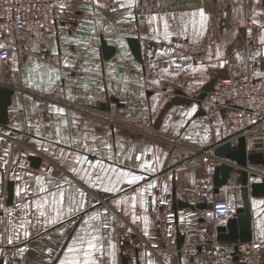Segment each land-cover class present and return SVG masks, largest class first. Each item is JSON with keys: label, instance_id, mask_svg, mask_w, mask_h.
Returning <instances> with one entry per match:
<instances>
[{"label": "crops", "instance_id": "obj_1", "mask_svg": "<svg viewBox=\"0 0 264 264\" xmlns=\"http://www.w3.org/2000/svg\"><path fill=\"white\" fill-rule=\"evenodd\" d=\"M63 8L56 33L19 27L5 39L0 87L12 94L0 123V195L10 182L12 203L0 214V264L83 259L68 249H87L93 237L94 264H194L213 228L207 209L175 203L226 198L234 211L239 176L213 192L222 161L212 147L243 135L247 151L264 153V115L240 134L214 100L221 77L238 72L237 58H225L245 41L258 47L264 75V0H64ZM101 39L114 47L109 59ZM210 80L214 91L201 98ZM249 202L264 264V196Z\"/></svg>", "mask_w": 264, "mask_h": 264}, {"label": "built area", "instance_id": "obj_2", "mask_svg": "<svg viewBox=\"0 0 264 264\" xmlns=\"http://www.w3.org/2000/svg\"><path fill=\"white\" fill-rule=\"evenodd\" d=\"M64 0H0V60L10 57L5 45L7 36L19 28L26 29L28 35L40 37L56 33L64 14ZM117 8L116 4L112 5ZM250 24L249 21L246 25ZM39 40L37 41V44ZM259 49L250 41H245L231 55L225 58L229 63L234 57L238 60L236 75L226 74L221 77L218 89L214 91V100L225 106V126L244 133L258 117L264 115V75H257ZM210 207L205 219L212 226L210 242L205 249H200L192 260L194 264H263L258 254V246L250 241L240 245L234 251L232 245L219 246L215 241L217 220H225L232 214L226 198L206 197ZM6 196L0 195V214L7 211ZM161 264H180L164 262Z\"/></svg>", "mask_w": 264, "mask_h": 264}, {"label": "water", "instance_id": "obj_3", "mask_svg": "<svg viewBox=\"0 0 264 264\" xmlns=\"http://www.w3.org/2000/svg\"><path fill=\"white\" fill-rule=\"evenodd\" d=\"M127 42L133 56L141 60L138 41L130 38ZM100 47L103 59H109L113 55L114 47L107 45L105 40L101 39ZM213 91V80H210L201 88V98ZM11 94L12 89L0 87V123L2 124L5 122ZM232 138L233 136L227 137L224 141L212 147L213 156L222 161L220 165L213 168L212 182L214 187L213 192L217 193L219 187L226 184L228 179L231 178V174H237L239 176L242 205L232 211L231 216L226 218L224 223L218 224L215 227L216 241L228 246L234 245L233 249L236 251L238 246L247 244L252 240L249 197L264 196V180L249 182V176L257 178L260 174H264L249 169L248 164L261 165L264 170V153L261 151H247V143L243 135L236 138L234 145L230 140ZM28 160L30 161L31 167H37L40 162V158L35 155L29 156ZM11 203L12 184L9 182L7 184L6 205L9 206ZM176 205L190 208L193 211L196 209L206 210L210 207V203L188 205L177 202L175 203ZM180 240L182 241V239ZM178 247H180V243Z\"/></svg>", "mask_w": 264, "mask_h": 264}, {"label": "snow or ice", "instance_id": "obj_4", "mask_svg": "<svg viewBox=\"0 0 264 264\" xmlns=\"http://www.w3.org/2000/svg\"><path fill=\"white\" fill-rule=\"evenodd\" d=\"M201 16H203V12L200 13ZM135 179V177H133L132 180H129L128 183L131 184ZM43 214V213H41ZM87 223V222H85ZM98 240L97 237H93L92 239H89L86 241L88 248L87 249H76V248H69L68 251L69 253H73V252H78V251H83L84 252V257L83 259L78 258V256H70V257H66L64 261L61 262V264H94V261L91 259L92 254L94 252V250H96L97 245L96 243H94V241ZM81 243H84V238L81 237L80 238Z\"/></svg>", "mask_w": 264, "mask_h": 264}, {"label": "bare ground", "instance_id": "obj_5", "mask_svg": "<svg viewBox=\"0 0 264 264\" xmlns=\"http://www.w3.org/2000/svg\"><path fill=\"white\" fill-rule=\"evenodd\" d=\"M210 240V239H209Z\"/></svg>", "mask_w": 264, "mask_h": 264}]
</instances>
